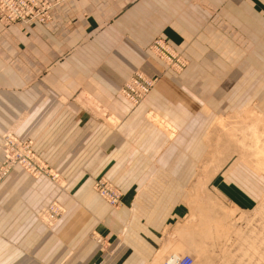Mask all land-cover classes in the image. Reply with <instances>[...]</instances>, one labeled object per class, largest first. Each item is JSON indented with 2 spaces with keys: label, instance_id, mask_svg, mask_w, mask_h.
<instances>
[{
  "label": "crops",
  "instance_id": "1",
  "mask_svg": "<svg viewBox=\"0 0 264 264\" xmlns=\"http://www.w3.org/2000/svg\"><path fill=\"white\" fill-rule=\"evenodd\" d=\"M156 37L183 71L151 52ZM136 71L157 80L131 105L119 88ZM254 123L264 131V0H60L45 24L0 23V145L11 128L32 139L62 181L16 166L0 184V264H153L190 212L194 240L217 204L257 209L264 172L240 143ZM52 201L65 211L46 226Z\"/></svg>",
  "mask_w": 264,
  "mask_h": 264
},
{
  "label": "built area",
  "instance_id": "2",
  "mask_svg": "<svg viewBox=\"0 0 264 264\" xmlns=\"http://www.w3.org/2000/svg\"><path fill=\"white\" fill-rule=\"evenodd\" d=\"M60 0H0V23L12 25L16 23L45 24L51 20V9ZM153 53L162 59L166 68L179 72L186 66L184 58L169 43L161 37H156L151 43ZM156 77H148L135 72L121 87L120 94L134 105H137L154 86ZM1 151L3 158L0 162V182L7 177L11 169L16 166L34 177L45 175L55 182H60V175L51 168L33 149L31 139H19L12 129L2 135ZM94 190L110 205L118 207L121 204L120 190L108 179L99 177L94 179ZM62 214V208L56 201L50 202L39 212L46 223H53ZM97 242L104 245L101 237ZM194 258L186 253L173 256L162 261V264H192Z\"/></svg>",
  "mask_w": 264,
  "mask_h": 264
},
{
  "label": "rangeland",
  "instance_id": "3",
  "mask_svg": "<svg viewBox=\"0 0 264 264\" xmlns=\"http://www.w3.org/2000/svg\"><path fill=\"white\" fill-rule=\"evenodd\" d=\"M151 52L153 53L152 50ZM179 54L184 58L187 66L188 63L187 59L182 55L181 52H179ZM160 60L162 61V59ZM171 70L174 71V69ZM136 72H140L144 74L141 71H136ZM121 87L122 85L119 88V94ZM87 104L91 108H96V106H98V105L95 106L93 103L91 104L87 103ZM98 108L100 107L98 106ZM104 114L106 115V113ZM103 117H105L111 122H113L114 120L113 117L111 116H103ZM244 135L248 139V143H247L248 145L244 146L242 141L240 142L243 145L242 148L245 150L244 152L246 151L250 152L251 157L248 158L250 161H252L251 165L256 170L262 171V169L260 170L259 165L260 163L261 164L264 163V158H258L255 156V151H256L255 148L258 144H260V146H264V131H259L257 125L254 123L248 127V131L245 132ZM254 138H257V140H254ZM244 157L246 158V156ZM4 180L5 178L0 182V184ZM56 184L59 186L58 183ZM60 188L63 189V187ZM215 207H217L216 210L218 209L219 211L211 212L209 214V218H206L205 216L206 218L205 221L207 222H205L204 218H202V215H200V226L204 222V231L202 229L203 235H201V237H198L197 234L198 229H196L197 230L196 234L194 233L193 236L194 240L191 239L192 241L191 248L187 247V243L185 242L187 240H190L189 237L192 238V234H191L192 214L190 212L189 214L190 219L184 222L180 227L185 231L186 234L184 233V231L183 233L182 232L179 233L177 239L178 242L171 248V250L167 254H165L167 256L158 257V259H155L153 263L156 262V264H161L165 258L171 256L170 253L179 254V255L188 253L192 255L195 259L193 264H264V197L263 200L259 203L257 209L250 212H240L237 216H236L237 209L232 208L228 205L217 204ZM53 224L46 226H52ZM196 227H198V225H196ZM92 237L96 238L100 236L95 235L93 233ZM102 240L105 241L104 239ZM200 240L202 241V243L200 242ZM183 242L185 243V247L183 245L184 244Z\"/></svg>",
  "mask_w": 264,
  "mask_h": 264
},
{
  "label": "bare ground",
  "instance_id": "4",
  "mask_svg": "<svg viewBox=\"0 0 264 264\" xmlns=\"http://www.w3.org/2000/svg\"><path fill=\"white\" fill-rule=\"evenodd\" d=\"M149 91H150V90H149ZM148 93H149V92H148ZM148 93H147V94H148ZM147 94H146V95H147ZM146 95H145V97H146ZM123 97H124V96H123ZM145 97H144V98H145ZM124 98L127 99L126 97H124ZM144 98H143V99H144ZM143 99H142V100H143ZM127 100H128V99H127ZM128 101H129V100H128ZM129 102H130V101H129ZM140 102H141V101H140ZM140 102H139V103H140ZM130 103H131L132 105H134L132 102H130ZM252 137H253V136H252ZM254 140H257V138H254ZM256 142H257V141H256ZM257 144H258V143H257ZM255 149H256V151H255V156L258 157V158H264V146H260V144H258V145L256 146ZM259 166H260V170L262 169V172H263V171H264V163H263V164L260 163ZM52 169H53V168H52ZM53 170H54V169H53ZM7 176H8V175H7ZM41 176H45V175H41ZM38 177H40V176H38ZM46 177H47V176H46ZM48 178H49V177H48ZM52 181H53V180H52ZM54 182H55V181H54ZM61 182H62V181L60 180V182H55V183L61 184ZM93 183H94V182H93ZM92 187H93V185H92ZM93 189H94V188H93ZM101 197H102V196H101ZM102 198H103V197H102ZM103 199H104V198H103ZM56 202H57V204H59L60 207L62 208V214H63L64 211H65L64 208L62 207V205H61L58 201H56ZM46 207H47V206H46ZM46 207H44L43 209H45ZM43 209H41V210H43ZM41 210H40V211H41ZM62 214H61V215H62ZM38 216H39V219H40L43 223H45V225H50V223H46L43 219H41V217H40L39 214H38ZM206 218H209V215H207ZM206 218L204 219V221L206 220ZM57 220H58V218L55 219L53 223H55ZM207 220H208V219H207ZM205 222H207V221H205ZM53 223H51V224H53ZM203 231H204V229H203ZM191 234H192V233H191ZM189 238H190V240H187V241H185V242L187 243V247H190V248H191V246H192V241H191V239H192V238H191V237H189ZM189 238H188V239H189ZM95 240H96V238H95ZM96 241H97V240H96ZM200 242L202 243L201 240H200ZM183 243H184V242H183ZM183 245H184V247H185V243H184ZM200 250H201V249H200ZM173 256H176V254H174ZM178 256H181V255H178ZM171 257H172V255L169 256V257H167V258H165L164 260L170 259ZM193 258H194V257H193ZM164 260H163V261H164ZM194 261H195V259H194ZM194 261H193V263H194ZM193 263H192V264H193ZM153 264H156V262H154ZM161 264H162V263H161Z\"/></svg>",
  "mask_w": 264,
  "mask_h": 264
}]
</instances>
